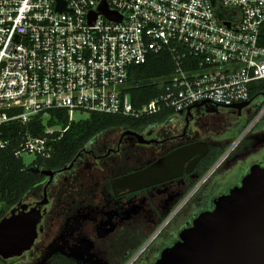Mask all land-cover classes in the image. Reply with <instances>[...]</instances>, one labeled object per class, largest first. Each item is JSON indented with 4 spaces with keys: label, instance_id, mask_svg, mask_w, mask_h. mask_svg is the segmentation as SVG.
<instances>
[{
    "label": "built area",
    "instance_id": "1",
    "mask_svg": "<svg viewBox=\"0 0 264 264\" xmlns=\"http://www.w3.org/2000/svg\"><path fill=\"white\" fill-rule=\"evenodd\" d=\"M263 22L264 0H0V126H25L13 137L16 157L49 158L82 119L75 113L140 118L262 98L225 158L264 115ZM163 51L172 72L156 96L134 106L131 67ZM254 82L263 95L251 98ZM57 111L65 125L49 123ZM35 118L38 133L26 127ZM10 142L0 139V148Z\"/></svg>",
    "mask_w": 264,
    "mask_h": 264
},
{
    "label": "flooded vegetation",
    "instance_id": "2",
    "mask_svg": "<svg viewBox=\"0 0 264 264\" xmlns=\"http://www.w3.org/2000/svg\"><path fill=\"white\" fill-rule=\"evenodd\" d=\"M259 99L260 101L262 100V98ZM205 104L190 108L189 112L186 110L180 112V114H174L173 118L171 117L165 122L150 123L137 127H119L105 131L113 132L118 130L119 132L115 140L110 144L104 142L88 144L90 140L83 150L73 156L70 163L62 168L55 170L40 169L41 171L38 173L43 174V178L20 200L21 203L28 205L27 209L35 206L38 202H46L45 204L37 205L41 213H43L37 224V237L31 248L24 251L22 255L27 252L31 253L38 244L44 242L42 238L46 237L44 240L48 238L46 234L51 233V228L56 226L55 221L58 222L61 218H69L70 224L72 221H82V219H86V210L96 207L95 204L97 202H99L100 206L96 208L102 210L104 218H107L105 213L108 211L112 212L111 222L116 226L115 222L122 219V212L128 208L125 207V204L132 205L139 194L148 193L152 197L153 195H158V193L175 194L191 187L196 190L210 171L221 165L224 159L227 158L228 155L225 158H219L220 156L218 155V159L216 158L217 160L213 164L215 158L212 157L231 141L232 136L230 134L232 121L222 114L215 113V109L219 106L208 104L209 112H203L202 108ZM246 107L234 110L240 115ZM175 120L176 123L174 122ZM254 126L255 124L246 133ZM199 141L207 143V152L199 158L190 172H186L184 168L182 174L172 180L137 191L120 192L116 195L113 193L110 186L111 179L142 169L176 148ZM258 143L257 147L242 155L236 167L229 171L228 176L221 181L209 206L199 211L192 217L189 224L182 228L190 226L193 219L200 212L213 209L215 198L227 194L230 190L239 188L242 184V179L250 173L252 166L259 165L264 167V137L259 139ZM211 159L213 161L209 165L213 164L212 169L194 184L204 173V169L207 168V162ZM44 171H53L54 173L46 175L43 173ZM83 174H87L86 180L83 178ZM57 180L59 181L57 182ZM15 206L17 204L11 208ZM11 208L6 214L9 213ZM43 210L45 211L43 212ZM85 221L83 222H85V227L88 229L92 225L91 221ZM140 234H142V237L147 235L148 232L141 230L138 224H133L130 227H126L124 224L116 226L113 232L107 236V264H115L119 257H122L121 253L124 249H121L123 244L133 242ZM178 234L171 244L164 246V248L178 241ZM53 236L56 237V235ZM63 242L67 244L66 239ZM160 252L156 256L154 263L160 258ZM15 257L2 260L6 264H10L9 261Z\"/></svg>",
    "mask_w": 264,
    "mask_h": 264
},
{
    "label": "water",
    "instance_id": "3",
    "mask_svg": "<svg viewBox=\"0 0 264 264\" xmlns=\"http://www.w3.org/2000/svg\"><path fill=\"white\" fill-rule=\"evenodd\" d=\"M250 102L223 107L240 110ZM207 148L203 141L176 148L142 169L111 179L112 191L115 195L132 192L177 178L184 168L190 172ZM31 169L41 171L38 167ZM241 183L239 188L215 198L213 209L200 212L190 226L182 228L178 241L163 248L154 264H264V167L252 166ZM45 203L27 209L28 205L19 201L0 219V258L21 256L31 248L43 214L37 205Z\"/></svg>",
    "mask_w": 264,
    "mask_h": 264
},
{
    "label": "rangeland",
    "instance_id": "4",
    "mask_svg": "<svg viewBox=\"0 0 264 264\" xmlns=\"http://www.w3.org/2000/svg\"><path fill=\"white\" fill-rule=\"evenodd\" d=\"M259 103V98L254 99L242 110L240 115L233 108L218 107L215 109V113L222 114L232 121L231 133L229 132L232 135L231 141L221 148L219 156L247 128L259 108ZM208 108V104H205L202 108L203 112H209ZM173 116L174 114L170 118H173ZM75 117L85 118L86 116L75 113ZM171 120L173 121V119ZM174 122L176 123V120ZM118 132V130L101 132L93 137L88 144H95L96 142L110 144L115 140ZM263 137L264 116L242 137L239 144L228 154L221 165L211 170L218 156L213 164L204 169V173L194 184L202 179L209 170L211 171L206 179L198 187L196 186V190L191 187L175 194L158 193V195L152 197L148 193L139 194L132 205L125 204V207L128 208L122 212V219L115 222L116 226L124 224V226L130 227L133 224H138L141 230L147 231L148 234L142 244L133 252L132 247L135 241L141 238L142 234L133 242L123 244L121 250H124L121 256L126 258L123 264H153L159 252L164 246L171 244L180 229L189 224L192 217L204 207L209 206L221 181L228 176L229 171L236 167L242 155L257 147L259 139H263ZM22 158L26 164H29L33 161L34 156L25 154ZM83 178L86 180L87 174H83ZM95 206H100L99 202ZM96 207L87 209L86 219H82V221H72L71 224L68 221L69 218H61L58 222L55 221L56 226L51 228V233L46 234L48 238L46 240H44L46 237L42 238L44 242L38 244L31 253L27 252L11 259L10 264H43L52 253L65 251L71 256L83 259L87 264H107V236L113 232L116 226L111 222L112 212L105 213L107 218H104L102 210ZM2 208L4 206L0 203V209ZM85 220L91 221L92 225L88 229L85 227ZM53 235H56V237ZM148 238H151V240L143 248V244ZM64 239H66L67 244L63 242ZM140 247L143 248L141 251H139ZM0 264L5 263L0 260Z\"/></svg>",
    "mask_w": 264,
    "mask_h": 264
},
{
    "label": "trees",
    "instance_id": "5",
    "mask_svg": "<svg viewBox=\"0 0 264 264\" xmlns=\"http://www.w3.org/2000/svg\"><path fill=\"white\" fill-rule=\"evenodd\" d=\"M260 43L264 44V22L260 27ZM173 69V64L167 52L150 54L147 60L139 65L131 67L129 76V94L134 106L138 107L161 91L159 79L168 76ZM254 88L250 97L263 95L262 84L254 82ZM261 89V90H260ZM60 119H51L49 123L66 124V119L61 111ZM55 114V113H54ZM173 115L172 111H163L152 115L132 118L115 114L91 113L85 118L74 121L68 130L57 140L54 150L49 158H34L29 164L23 158L16 157L13 153L15 141L14 135L19 129L25 126L13 121L0 126V139L11 142L0 148V203L4 208L0 209V219L7 213V210L17 204L29 190L43 178V174L34 172L31 166L41 170H55L68 165L78 152L82 151L85 145L97 134L119 127L145 126L150 123L167 121ZM26 127L33 133L40 132V121L38 118L28 122ZM219 150L212 158H217ZM213 159L207 162V166ZM147 235L135 241L132 252L135 251L144 241ZM2 262V258H0ZM126 258L119 257L115 264H123ZM5 263V262H4ZM6 264V263H5ZM43 264H87L83 259L71 256L64 252H55L47 257Z\"/></svg>",
    "mask_w": 264,
    "mask_h": 264
}]
</instances>
